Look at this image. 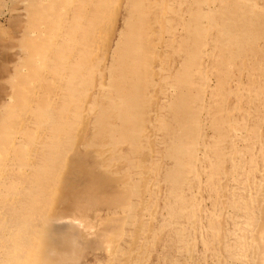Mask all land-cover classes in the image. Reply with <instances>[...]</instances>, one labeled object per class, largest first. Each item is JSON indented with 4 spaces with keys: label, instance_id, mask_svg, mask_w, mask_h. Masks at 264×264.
Listing matches in <instances>:
<instances>
[{
    "label": "rangeland",
    "instance_id": "374dc122",
    "mask_svg": "<svg viewBox=\"0 0 264 264\" xmlns=\"http://www.w3.org/2000/svg\"><path fill=\"white\" fill-rule=\"evenodd\" d=\"M0 264H264V0H0Z\"/></svg>",
    "mask_w": 264,
    "mask_h": 264
}]
</instances>
